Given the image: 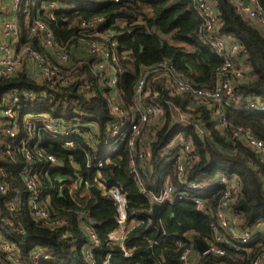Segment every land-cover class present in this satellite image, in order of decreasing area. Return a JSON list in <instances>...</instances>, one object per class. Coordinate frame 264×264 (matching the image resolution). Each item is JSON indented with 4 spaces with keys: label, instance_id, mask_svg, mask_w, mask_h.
<instances>
[{
    "label": "trees",
    "instance_id": "trees-1",
    "mask_svg": "<svg viewBox=\"0 0 264 264\" xmlns=\"http://www.w3.org/2000/svg\"><path fill=\"white\" fill-rule=\"evenodd\" d=\"M219 19L217 36L225 37L239 44V59L244 67V76L234 83L235 93L240 102L225 108V116L230 122L228 132L242 127L264 142V114L248 109L255 99L264 101V32L239 12L235 0H208ZM264 16V0H258ZM56 6V20L49 21L55 36L71 46L79 44V39L90 38L89 30L82 29V21L102 18L106 24L101 32L113 30L122 34L118 44V54L122 57L119 68L123 74L116 86V92L123 97L126 106L133 104L137 85L146 69L153 68L163 61L171 62L173 68L190 78L197 87L212 88L217 70L223 60L201 39L200 19L190 0H23L17 14L22 30V42L44 52L35 38L29 36V26L36 19L45 20L44 5ZM92 33V31H91ZM126 53V55H122ZM92 61V59H90ZM150 74L146 92L159 93L157 100L146 99L147 103L160 108L164 116L158 126L143 129V137L136 141V151L149 148L152 152L150 162L138 165L141 183L149 190L158 191L170 180L175 182L176 162L172 160L180 145L170 146L178 137L190 142L196 157L187 166L189 181L209 182L216 176L237 177L241 184V195L232 207L240 218V228L254 233L264 230V157L257 156L247 146L229 138L230 134L218 128V119L206 107L190 110L192 98L189 94L176 95L165 87V81L154 79ZM47 86L30 76L26 70L11 78H0V109L3 101L12 95L22 97L25 93H40ZM93 90L100 96L93 98L78 94L77 84L59 92H48L52 96L39 97L37 101H28L24 107L31 108L22 112L16 121L20 131V141H13L6 135L10 128L9 120L0 112V184L8 187L5 194L0 192V236L13 246L16 252L30 262L34 250H43L51 259L43 264H86L81 248L73 250L71 242L81 246L86 241L81 228L82 221L76 216L85 212L94 222V229L100 239V245L94 250V259L99 264L113 254L110 264H181L176 242L185 240L193 234L194 248L198 252V242L212 240V226L217 223L215 212L220 201V190L206 192V211L200 212L192 202H180L166 205L158 211L154 224L151 220L153 209L147 198L141 193L135 176L131 173L133 151L122 136L112 140L120 142L119 150L102 158L103 166L95 169L88 167L84 154L90 153L93 163L95 154L84 140L88 130L81 129L75 140V148L66 145V141L57 143L45 131L39 130L37 139H42L41 151L61 160L63 166L54 171L37 174L43 196L51 199L53 216L70 222L72 239L64 240L60 230H51L35 221L25 202L15 211L8 204L17 192L26 195L24 177L32 166L23 155V151H33V144L26 143L31 135L25 128L24 119L44 114L60 120L68 126L75 120L95 123V132H102V138L110 133V126L116 116L107 109L103 95L110 90L94 85ZM48 91V90H47ZM150 101V102H149ZM187 114L189 128L178 129V122H172L171 108ZM79 115V116H78ZM76 122V121H75ZM15 123V122H13ZM39 123V122H36ZM13 125V124H11ZM202 132V133H201ZM33 141V140H32ZM10 148V154L6 151ZM170 152L168 156H163ZM159 158L160 161H159ZM159 161V162H157ZM98 176L105 178L106 186H118L126 196L128 209L138 217L137 226L129 233L126 246L134 251L132 258H124L118 246L108 243V235L116 229V204L106 196L96 195L86 190L85 182H94ZM107 178L110 181H107ZM84 180L82 186L81 181ZM76 184L75 190L70 192ZM73 189V188H72ZM62 193V196L61 194ZM135 219V218H134ZM11 223V225H9ZM260 236V233L257 232ZM158 244L147 249L152 243ZM86 243V242H85ZM0 243V264H8L7 253ZM236 250L233 246H223L225 256L207 254L200 259L201 264H251L264 249L263 241L253 243Z\"/></svg>",
    "mask_w": 264,
    "mask_h": 264
},
{
    "label": "built area",
    "instance_id": "built-area-1",
    "mask_svg": "<svg viewBox=\"0 0 264 264\" xmlns=\"http://www.w3.org/2000/svg\"><path fill=\"white\" fill-rule=\"evenodd\" d=\"M23 0H11V12L14 17H8L0 23V78H11L18 72H22L26 64H32L36 70V79L47 86V90L40 93H25L22 97L17 95L8 96L2 103L1 116L9 120L11 126L6 130V135L13 141H20V131L16 121L21 117L22 112H28L31 108L24 107L28 101H37L39 97L47 98L48 92H59L69 89L77 84L78 94L84 97L93 98L100 96V91L93 90L94 85L102 86L103 89L110 90L108 95H103L107 102V109L116 116L114 125L103 138L102 132H95V123L83 120H75L68 126H63L62 122L52 119L48 115L36 117L28 116L24 119L25 128L31 135V140L26 139V143L33 144V151H23L26 160L32 164L26 171L24 177L26 195L17 192L16 196L8 204L10 211H15L25 202L23 196H27L28 208L32 218L46 228L60 230L64 240L72 239L70 234V222L65 219L53 216L51 212V199L44 197L41 184L38 182L36 173H47L63 166L61 160L46 154L40 149L42 139L34 137L39 128L45 130L57 143L65 141L66 145L75 148L76 139L80 136L81 129L88 130L84 135V140L95 154L93 163L90 153L84 154L88 160V167L95 169L103 166L102 158L116 153L119 150L120 142L112 141L120 136L122 140H127L131 151H133L131 161V173L135 176L141 193L147 198L152 209L154 205L163 208L166 205H176L180 202H192L200 212L206 211V201L203 195L219 189L221 198L215 212L217 223L212 226L213 238L204 242L208 249L201 253L194 248L193 234H188L185 240L176 242V249L179 252L181 264H201L202 256L210 254L212 256H225L223 246H233L236 250L247 247L253 243H264V230L254 233L243 231L240 228V218L233 213L232 207L241 195V184L237 177L225 175L216 176L207 182H191L187 178V166L196 158L193 155V148L190 142L178 137L170 146V152L175 150L174 144H179V150L172 158L176 162L175 182L168 180L158 191L149 190L140 180L138 165L144 166L152 158L149 148L136 151V141L143 137V129L160 125L163 120V111L153 103H147L150 96L152 100L159 98V93H147L146 86L150 74H154V79L165 81V87L170 93L176 95L189 94L192 103L190 110L206 107L213 112V116L218 119V128L230 134L229 138L236 140L251 149L257 156L264 157V142L257 139L250 131L238 127L232 132H228L230 122L225 116V108L237 105L240 102L239 96L235 93L234 83L240 81L244 76V67L239 59L240 46L231 40L217 36L219 19L215 9L208 0H190L198 13L200 19L199 34L211 47V50L223 60L222 66L217 70L215 84L212 88H201L195 86L190 78L179 74L171 62L163 61L153 68L146 69L137 85L133 104L126 106L123 97L116 92L123 70L119 68L121 56L118 54V44L122 34L113 30L101 32V28L106 24L102 18L91 21H82V29L89 30L92 39L81 38L79 44L69 45L62 43L55 36L50 28L49 21L56 20L58 8L54 4L44 5L45 20L36 18L29 26V36L39 42V46L44 49L41 52L22 42V30L19 26L17 14L20 11ZM118 2L119 0H115ZM239 12L247 20L255 24L264 32V16L258 0H235ZM92 31V33H91ZM123 56L126 53L122 54ZM92 59V61H90ZM248 109H253L264 114V101L252 100ZM177 110L171 108V113ZM179 113V111L177 110ZM173 115V114H172ZM79 116V115H78ZM190 118V117H189ZM188 118V119H189ZM179 119H177L178 121ZM15 122V123H13ZM39 122V123H36ZM13 124V125H11ZM202 133V132H201ZM33 140V141H32ZM10 148L7 153L10 154ZM170 152L163 156H168ZM161 158H159L160 161ZM157 161V162H159ZM84 182V180H80ZM83 184V183H82ZM87 191L96 188L102 196L112 199L116 204V229L108 235V243L111 246H118L121 256L132 258L134 251L126 246L129 233L137 226V215L128 209L126 196L120 191L118 186L107 187L105 178L98 176L94 182H85ZM72 190V189H71ZM8 187L0 184V192L5 194ZM62 196V193H60ZM82 221L81 228L85 233L86 243L79 246L71 242L73 250L81 248L86 264H99L94 259V250L100 245V239L94 229L95 222L83 211L76 213ZM135 218V219H134ZM152 220V219H151ZM153 222V220H152ZM154 223V222H153ZM155 224V223H154ZM11 225V223H9ZM260 233V236L257 234ZM2 249L7 253L8 264H43L49 262L51 255L43 250H34L30 254V262L19 255L15 248L0 236ZM158 243H152L150 249ZM197 255V256H196ZM113 254L109 253L102 264H110ZM251 264H264V249L252 260Z\"/></svg>",
    "mask_w": 264,
    "mask_h": 264
},
{
    "label": "crops",
    "instance_id": "crops-1",
    "mask_svg": "<svg viewBox=\"0 0 264 264\" xmlns=\"http://www.w3.org/2000/svg\"><path fill=\"white\" fill-rule=\"evenodd\" d=\"M10 7H11V0H0V23H2L8 17H10V18L14 17L13 13L11 12ZM24 70H26L30 76H33L36 78L37 73H36L35 68L32 66V64H30V63H29V65L26 64V67L24 68ZM70 192H72V190H70Z\"/></svg>",
    "mask_w": 264,
    "mask_h": 264
},
{
    "label": "rangeland",
    "instance_id": "rangeland-1",
    "mask_svg": "<svg viewBox=\"0 0 264 264\" xmlns=\"http://www.w3.org/2000/svg\"><path fill=\"white\" fill-rule=\"evenodd\" d=\"M179 111V110H178ZM172 114L174 115V118H171V120H172V122H175L177 119H179L177 122H178V129H186V128H189V122L187 121L188 120V118L190 117L189 115H187V114H184V113H182V112H180L179 111V113L177 112V110H175L174 111V113L172 112ZM76 184H74L72 187H71V189L72 190H75V188H76ZM81 193H82V196L83 195H85V194H87L88 193V191L87 190H82L81 191Z\"/></svg>",
    "mask_w": 264,
    "mask_h": 264
},
{
    "label": "water",
    "instance_id": "water-1",
    "mask_svg": "<svg viewBox=\"0 0 264 264\" xmlns=\"http://www.w3.org/2000/svg\"><path fill=\"white\" fill-rule=\"evenodd\" d=\"M107 181H110V179L107 178ZM82 183H83V182H81L80 184L82 185ZM91 191L95 192L96 195L100 196V193H99V191H98L96 188H92ZM160 209H161V208H160L159 205H154V206H153V213H152V215H151V219L153 220L154 223H156V220H157V214H158V211H159ZM198 248H199V250H200L201 253L206 252L207 249H208L207 245H206L204 242H202V241H199V242H198Z\"/></svg>",
    "mask_w": 264,
    "mask_h": 264
}]
</instances>
